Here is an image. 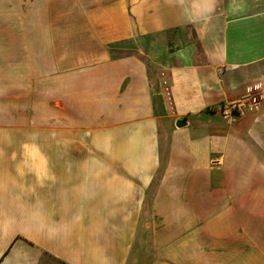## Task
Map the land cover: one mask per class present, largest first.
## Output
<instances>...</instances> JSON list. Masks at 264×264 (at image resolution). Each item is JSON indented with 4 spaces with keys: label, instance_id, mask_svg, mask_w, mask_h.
Listing matches in <instances>:
<instances>
[{
    "label": "crops",
    "instance_id": "0c3cea01",
    "mask_svg": "<svg viewBox=\"0 0 264 264\" xmlns=\"http://www.w3.org/2000/svg\"><path fill=\"white\" fill-rule=\"evenodd\" d=\"M256 86L264 0H0V264H264Z\"/></svg>",
    "mask_w": 264,
    "mask_h": 264
},
{
    "label": "built area",
    "instance_id": "2783aa9c",
    "mask_svg": "<svg viewBox=\"0 0 264 264\" xmlns=\"http://www.w3.org/2000/svg\"><path fill=\"white\" fill-rule=\"evenodd\" d=\"M222 74V69L219 70ZM167 82L165 81V85ZM260 88V86H259ZM258 86L248 90V96L240 101L225 104L220 107L222 116L230 123H234L237 117L244 115L247 111H254L260 108L261 102L264 101V92L258 93ZM166 94L170 97L169 87H166ZM170 99V98H169Z\"/></svg>",
    "mask_w": 264,
    "mask_h": 264
},
{
    "label": "water",
    "instance_id": "95a60500",
    "mask_svg": "<svg viewBox=\"0 0 264 264\" xmlns=\"http://www.w3.org/2000/svg\"><path fill=\"white\" fill-rule=\"evenodd\" d=\"M187 125H188V120H187V119H184V118L179 119V120H177V122H176V127H178V128H184V127H186Z\"/></svg>",
    "mask_w": 264,
    "mask_h": 264
}]
</instances>
